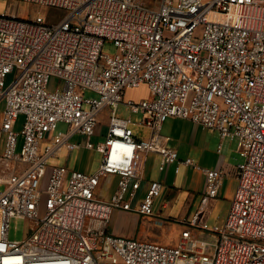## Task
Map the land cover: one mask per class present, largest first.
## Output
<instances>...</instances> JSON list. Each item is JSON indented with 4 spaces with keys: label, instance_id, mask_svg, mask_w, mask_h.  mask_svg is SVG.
<instances>
[{
    "label": "built area",
    "instance_id": "built-area-1",
    "mask_svg": "<svg viewBox=\"0 0 264 264\" xmlns=\"http://www.w3.org/2000/svg\"><path fill=\"white\" fill-rule=\"evenodd\" d=\"M25 1L66 13L57 23L40 15L24 20L0 14L1 129L6 134L0 155L5 185L0 264H264V0ZM107 41L115 54L103 52ZM52 76L63 81L62 89L48 90ZM144 84L151 97L125 103L144 114L145 138L135 134L130 118L117 116L126 91ZM86 89L99 97L85 98ZM107 106L105 139L94 144L99 114ZM169 117L238 140L244 161L237 166L238 186L225 225L210 228L197 217L188 224L211 233L214 241L188 228L176 246L109 231L118 209L156 216L163 183L147 181L145 164L151 153L161 155L162 171L179 161L161 131ZM60 121L69 130L49 137ZM77 133L85 143L71 141ZM63 147L95 149L102 162L93 173L49 165ZM202 170L206 196L214 198L223 171ZM108 174L119 181L112 197L103 200L96 189ZM13 217L29 221L22 242L9 237Z\"/></svg>",
    "mask_w": 264,
    "mask_h": 264
},
{
    "label": "rangeland",
    "instance_id": "rangeland-1",
    "mask_svg": "<svg viewBox=\"0 0 264 264\" xmlns=\"http://www.w3.org/2000/svg\"><path fill=\"white\" fill-rule=\"evenodd\" d=\"M142 1L148 4L156 3V0ZM65 13V10L60 8L40 5L25 0H0V14L18 17L24 20H32L35 19L37 15H40L48 23H57L65 16ZM103 52L113 55L116 53V47L112 42L107 41L104 44ZM12 76L13 75H11L9 79ZM63 85L64 83L59 77L52 76L49 81L48 90L54 91L57 88L62 89ZM83 93L85 98L99 97L97 92L90 89H86L83 91ZM146 93V88L140 87L130 92V96L137 98L139 96H144ZM3 105H5V102H2L1 107ZM85 106L87 107V105ZM117 115L119 117L131 118L134 124L136 123L135 127H145L144 129L142 128V130L143 132H147L146 126L140 125V122H142L144 117L143 113H131L126 106L121 104ZM109 116L110 114L107 106L99 114L101 127H96L94 134L92 135V142L94 144H97L99 141L105 139V133L103 132L104 127H108L109 123L107 124V122L109 120ZM69 128L70 126L67 122L60 121L58 122L57 129L52 131L49 134V137L59 131L67 132ZM85 140L86 139L83 137V135L78 133L72 138V141L80 143H83ZM46 144L47 142L44 141L42 144V151H44ZM69 154L70 152L68 148H62L58 155L49 159V165H65L69 158ZM102 158V153L96 151L95 149H88L85 147L79 150L76 149L69 158V168L71 170L81 169L85 172L93 173L100 166ZM243 161L244 159L239 156V162L242 163ZM158 174H160V171L156 163L152 169V176L155 178ZM48 176L49 168L47 169L46 176L42 181V190H45L47 187ZM117 183L118 178L114 177L112 174H108L101 178V183L96 189V192H99L101 198L109 200L116 190ZM196 186L200 188L199 193L193 191L191 192L188 185H184L183 189L180 191L181 194L179 197H176L173 202L169 201V207L164 208L162 212L156 211V216H145L140 214L141 219L138 222L133 220V218L136 217V212H131V214L121 212L116 216H112L109 224L110 231L124 237H131L139 240H150L167 246H176L180 241L182 232L185 228L194 231L193 228L181 223L179 219L183 215H188L186 212H188L190 209V217H193V215L198 212L200 216L199 221L202 223H207L210 228L223 227L229 213L228 205L221 202L213 207L212 204H209L210 197L206 196V181L204 190L202 189V186H198L197 184ZM4 188V183H0V193L4 190ZM190 192L191 195L193 193L196 196V201H193V205L186 209L185 205L188 201ZM165 198L166 200L168 199V197ZM28 226L29 221L27 219L22 217H13L10 221L9 228L10 239L15 242H22L27 236ZM130 230L131 232L135 231V235H132V233L128 235ZM146 232L148 233L146 234V237H144ZM151 236L157 237V239H149ZM199 236L210 241L215 240V236L207 231H202Z\"/></svg>",
    "mask_w": 264,
    "mask_h": 264
},
{
    "label": "crops",
    "instance_id": "crops-1",
    "mask_svg": "<svg viewBox=\"0 0 264 264\" xmlns=\"http://www.w3.org/2000/svg\"><path fill=\"white\" fill-rule=\"evenodd\" d=\"M140 87H144L147 90V93L144 96H139L137 98L130 96V92H132L133 90H136V88H131L126 91L124 95V101L121 103L124 106H126L131 113H134V112H132L127 106V104L125 103L126 100L128 99L141 100L144 98L151 97V93L146 84ZM2 102H5V100L0 99V155L3 154L5 150V145H6V134L1 129L3 115H4V108H5V105L1 107ZM120 105L118 106V109ZM108 109H109V114H110V108L108 107ZM118 109H117V114H118ZM121 118H126V117H121ZM23 120H24V117L21 115L14 125L15 130L17 131L21 130ZM109 121H110V116H109V120L107 124L109 123ZM135 124L134 122L132 124V128L134 129L135 134L138 137H143V138L148 137L149 135L148 128H146L147 132H143L142 128L144 129L145 127H135ZM140 125H143V124L140 122ZM96 127H101V122L99 120V117H98V123L95 126V129ZM107 128L108 127H104L103 133H106L105 130L107 131ZM161 131L164 135H166L169 138V145L177 150L179 161L172 163V164H168L165 170L162 171L160 169V164H161L160 154L151 153L147 157V161L145 164V176L147 178V181L148 182L161 181L163 183V190L161 194L155 200V210L162 212L164 208H168L170 202H173V200L176 197L177 198L179 197V195L181 194L180 191L183 189L184 185H188L191 192L193 191V192L199 193L200 188L197 187L196 184L198 186H202V189L204 190L206 178L202 170L203 168H213V169L223 171L222 183L219 188V192L216 197L214 198L210 197L209 204H212V206L214 207L215 205L222 202L228 205L229 210H230V206H231L233 197L235 195V192L238 186L237 166L240 163L239 156H241L239 155V151H238V140L236 138H229V137L222 138L217 131L205 129L200 124L195 123L189 119L181 118V117L167 118L162 124ZM75 135L71 137V141ZM83 137L86 139L85 136ZM85 141L83 143H85ZM21 143H22V138L20 137L19 147ZM74 150H69L70 152L69 158ZM69 158L67 160V163L65 164L68 168H69V163H70ZM186 159H191L193 161V164L181 163V161H184ZM156 163L158 165L160 174H158L154 178L152 176V169ZM196 166H199V168H197ZM24 167H25L24 165H20V168H24ZM177 168H179L178 172L176 171ZM112 175L114 177H117L119 181L118 175H115V174H112ZM147 185L148 183L144 184V187L141 190V195H143L144 192L146 191ZM191 192L189 195L190 198L188 196V201L185 205L186 209H188L189 207L193 205V201H196V196L193 193L191 195ZM96 195L99 198H101L99 195V192H96ZM165 197H168V199L166 200ZM190 211L191 209L188 212H186L188 213V215H183L182 217L179 218L180 222L187 226L192 221L193 218L197 217L198 219H200L198 212H196V214H194L193 217H190L191 215L189 214L191 213ZM121 212H124L126 214H131V211H125V210L118 209L113 212L112 216L114 215L116 216ZM135 214H136V217L133 218V220L135 222H138L141 219L140 214L137 212ZM193 230H194L193 231L194 235H196L197 237H200L199 234L202 233V231H204L200 228V226L194 227ZM109 231H110V228H109ZM110 232L112 233V231ZM131 233L132 235H135V231L131 232V230L129 231L128 235H130ZM147 233L148 232L145 233L144 237H146ZM149 239L156 240L157 237L151 236L149 237Z\"/></svg>",
    "mask_w": 264,
    "mask_h": 264
}]
</instances>
